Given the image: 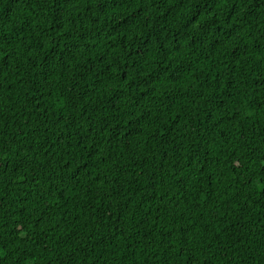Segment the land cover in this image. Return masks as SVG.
Here are the masks:
<instances>
[{
    "label": "trees",
    "instance_id": "1",
    "mask_svg": "<svg viewBox=\"0 0 264 264\" xmlns=\"http://www.w3.org/2000/svg\"><path fill=\"white\" fill-rule=\"evenodd\" d=\"M0 264H264V0H0Z\"/></svg>",
    "mask_w": 264,
    "mask_h": 264
}]
</instances>
